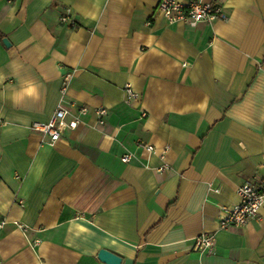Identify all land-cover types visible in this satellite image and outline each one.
Listing matches in <instances>:
<instances>
[{
	"label": "crops",
	"instance_id": "obj_1",
	"mask_svg": "<svg viewBox=\"0 0 264 264\" xmlns=\"http://www.w3.org/2000/svg\"><path fill=\"white\" fill-rule=\"evenodd\" d=\"M204 1L227 18L169 23L159 0H0V264H106L101 248L120 264H264V205L218 223L238 185L264 180V0ZM61 102L108 115H81L51 146L30 126ZM201 233L211 254L191 249Z\"/></svg>",
	"mask_w": 264,
	"mask_h": 264
},
{
	"label": "built area",
	"instance_id": "obj_2",
	"mask_svg": "<svg viewBox=\"0 0 264 264\" xmlns=\"http://www.w3.org/2000/svg\"><path fill=\"white\" fill-rule=\"evenodd\" d=\"M158 8L162 13V17L169 23L182 21L190 27H196L201 22H211L216 19H226L227 15L222 11L218 4H213L204 0H188L186 2L180 0H159ZM64 13L60 16V21L69 23L74 26L75 20L70 16V9L65 8ZM60 66H64L63 63ZM73 76L72 71H67L61 82V93L69 84ZM124 100L127 103L134 102L138 98V93L134 90L131 84L126 83L123 87ZM73 102L60 103L55 109L49 120L45 122L34 121L31 123V129L39 132L45 142L52 144L57 141L65 130L75 129L79 123V117L92 112L99 124H103L108 115V110L104 106L89 108L86 105L77 106V114H72ZM141 117L147 116L142 112ZM146 150L152 151L153 147L150 145L144 146ZM167 150L164 148L163 152ZM130 153L121 156L123 162H129L131 158ZM166 165H162L159 170L165 171ZM236 196L238 201L232 205H222L218 218L219 227L221 229H228L232 227H242L246 225L251 219L258 217L259 209L264 205V180L260 182L246 181L236 188ZM23 204V201H22ZM6 224V221H0V228ZM14 224L23 232L28 231L29 227L20 223ZM213 235L201 233L193 238L192 250L211 254L214 252Z\"/></svg>",
	"mask_w": 264,
	"mask_h": 264
},
{
	"label": "water",
	"instance_id": "obj_3",
	"mask_svg": "<svg viewBox=\"0 0 264 264\" xmlns=\"http://www.w3.org/2000/svg\"><path fill=\"white\" fill-rule=\"evenodd\" d=\"M2 43L5 45V47L10 45L6 37L2 38ZM97 257L100 261L106 264H120L121 262V257H119V255L104 248L99 249Z\"/></svg>",
	"mask_w": 264,
	"mask_h": 264
},
{
	"label": "trees",
	"instance_id": "obj_4",
	"mask_svg": "<svg viewBox=\"0 0 264 264\" xmlns=\"http://www.w3.org/2000/svg\"><path fill=\"white\" fill-rule=\"evenodd\" d=\"M3 37H4V34L0 30V39H2Z\"/></svg>",
	"mask_w": 264,
	"mask_h": 264
}]
</instances>
